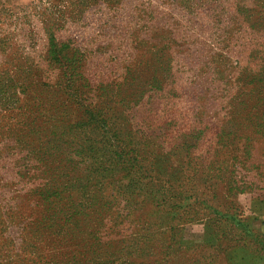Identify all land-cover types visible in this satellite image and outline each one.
<instances>
[{
  "label": "rangeland",
  "instance_id": "374dc122",
  "mask_svg": "<svg viewBox=\"0 0 264 264\" xmlns=\"http://www.w3.org/2000/svg\"><path fill=\"white\" fill-rule=\"evenodd\" d=\"M49 37L136 160L47 157ZM263 71L264 0H0V264H264Z\"/></svg>",
  "mask_w": 264,
  "mask_h": 264
},
{
  "label": "trees",
  "instance_id": "16d2710c",
  "mask_svg": "<svg viewBox=\"0 0 264 264\" xmlns=\"http://www.w3.org/2000/svg\"><path fill=\"white\" fill-rule=\"evenodd\" d=\"M48 40V56L53 61L58 62L57 68L60 70L62 77L61 81L59 83L57 82V87H59L57 92L60 91L63 93L67 89H71L76 98L70 102L79 108V113L76 116L66 118L62 115L64 112L47 113L38 116L34 114L32 108H46L45 105L47 104L48 106L49 103L41 102V100L38 103L32 102L30 104L26 102L28 99L25 100L26 109H31L32 111L22 116L32 130L43 132L44 136L41 142H43L48 152L47 157H58L60 160L68 163V165H71L73 160L94 158L96 162L102 165H113L116 168L128 160H136L135 156L130 155V149L123 152L124 147L122 148L121 143H117L114 148L112 147V142L115 140V128L118 124L117 119L119 118L113 116L114 107L105 109L101 106L104 102L103 100L93 102V100L88 101L82 96L84 94V88H82L84 85L78 84L79 74L74 69V61H72L73 55L69 57L67 54L69 51L65 52L64 50L67 45L63 42L59 44L52 37H49ZM60 62L63 63L61 64ZM3 84V82H0V90L4 92ZM88 92L90 94V91ZM121 93V90L115 92V94ZM129 94H132V92ZM112 95L109 93L110 98L113 97ZM128 101L129 98L118 99V103L121 106L130 108ZM51 105H53V108H57V110H61L60 108L63 107L56 100ZM124 154L128 155L125 157ZM137 160L143 159L138 158ZM135 171H139V168ZM143 172H149V169L145 168Z\"/></svg>",
  "mask_w": 264,
  "mask_h": 264
}]
</instances>
